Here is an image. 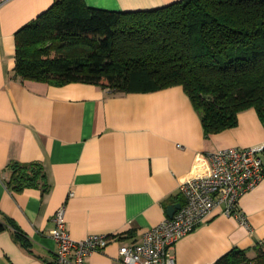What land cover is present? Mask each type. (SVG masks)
Segmentation results:
<instances>
[{
    "label": "crops",
    "instance_id": "1",
    "mask_svg": "<svg viewBox=\"0 0 264 264\" xmlns=\"http://www.w3.org/2000/svg\"><path fill=\"white\" fill-rule=\"evenodd\" d=\"M175 1L83 0L114 12ZM52 2L0 0V222L6 225L0 264H56L49 231L63 203L72 239L108 237L83 264H123L119 248L140 243L146 230L168 219L167 207L182 204L179 185L209 174V153L238 147L264 154V124L249 108L236 127L205 135L180 86L112 93L94 84L21 80L13 71L14 34ZM32 164L40 168L34 184L13 188L11 167ZM237 207L249 229L214 211L177 242L175 264H217L238 250L256 264L264 251V176Z\"/></svg>",
    "mask_w": 264,
    "mask_h": 264
},
{
    "label": "trees",
    "instance_id": "2",
    "mask_svg": "<svg viewBox=\"0 0 264 264\" xmlns=\"http://www.w3.org/2000/svg\"><path fill=\"white\" fill-rule=\"evenodd\" d=\"M14 41L13 71L24 81L94 84L112 93L180 86L205 135L236 127L249 108L264 124V0H178L128 12L53 0ZM38 171L13 165L10 183L31 186ZM245 260L238 250L217 264ZM253 260L264 264V251Z\"/></svg>",
    "mask_w": 264,
    "mask_h": 264
},
{
    "label": "built area",
    "instance_id": "3",
    "mask_svg": "<svg viewBox=\"0 0 264 264\" xmlns=\"http://www.w3.org/2000/svg\"><path fill=\"white\" fill-rule=\"evenodd\" d=\"M260 151L230 147L208 154L210 172L190 177L178 188L182 204L171 219H165L146 230L138 244L121 246L118 254L123 264H175L177 242L192 232L211 213L237 219L248 228L245 216L238 210V200L253 189L264 176ZM73 194L69 193V197ZM65 203L52 216L49 235L56 245V264H83L86 256L106 247L105 234H91L82 240L72 239L64 223ZM249 229V228H248ZM236 264H250L241 261Z\"/></svg>",
    "mask_w": 264,
    "mask_h": 264
},
{
    "label": "water",
    "instance_id": "4",
    "mask_svg": "<svg viewBox=\"0 0 264 264\" xmlns=\"http://www.w3.org/2000/svg\"><path fill=\"white\" fill-rule=\"evenodd\" d=\"M180 207V204L170 205L167 207V217L168 219H171L173 217V214L176 210H178Z\"/></svg>",
    "mask_w": 264,
    "mask_h": 264
},
{
    "label": "rangeland",
    "instance_id": "5",
    "mask_svg": "<svg viewBox=\"0 0 264 264\" xmlns=\"http://www.w3.org/2000/svg\"><path fill=\"white\" fill-rule=\"evenodd\" d=\"M259 154H260L259 156L261 157V159L264 160V154L262 153H259Z\"/></svg>",
    "mask_w": 264,
    "mask_h": 264
}]
</instances>
